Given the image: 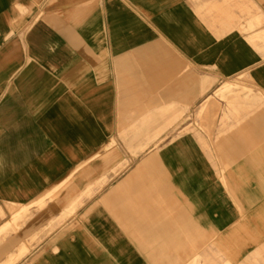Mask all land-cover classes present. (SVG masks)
Instances as JSON below:
<instances>
[{"label":"crops","instance_id":"obj_1","mask_svg":"<svg viewBox=\"0 0 264 264\" xmlns=\"http://www.w3.org/2000/svg\"><path fill=\"white\" fill-rule=\"evenodd\" d=\"M0 264H264V0H0Z\"/></svg>","mask_w":264,"mask_h":264},{"label":"rangeland","instance_id":"obj_2","mask_svg":"<svg viewBox=\"0 0 264 264\" xmlns=\"http://www.w3.org/2000/svg\"><path fill=\"white\" fill-rule=\"evenodd\" d=\"M10 211H11V213L13 214H15L16 212H18V208H16V207H10ZM25 212V214H26V216L28 215V213H30L28 210H25L24 211ZM33 211L31 210V213H32ZM22 215H20L19 217L17 216L16 218H15V221H17L20 217H21ZM24 219L22 218V219H20L19 220V222H22Z\"/></svg>","mask_w":264,"mask_h":264}]
</instances>
